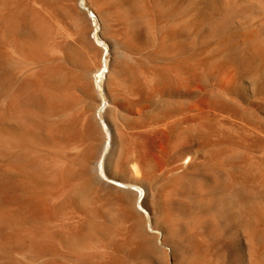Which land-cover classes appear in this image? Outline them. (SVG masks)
Masks as SVG:
<instances>
[{
  "label": "rangeland",
  "instance_id": "1",
  "mask_svg": "<svg viewBox=\"0 0 264 264\" xmlns=\"http://www.w3.org/2000/svg\"><path fill=\"white\" fill-rule=\"evenodd\" d=\"M38 1L47 2L48 6L58 8L62 25L68 26L67 28L74 33V37L80 43L78 52L81 53L68 55L66 59H70L66 61L62 51L73 47L72 42L54 33V28H51L53 33L48 35L45 41L35 43L30 40L27 35L30 32L26 30L28 18L31 15L37 17L43 15L39 4H36ZM70 1L0 0V264H100L113 263L116 259L125 264H148L154 249L147 240H140L138 227H133V223H137L139 219L138 214L136 211L130 212L124 221V212L118 201L123 196L121 186L107 178L118 177L115 176L116 172H119L115 163L120 158L119 150L116 149L118 142H114L117 132L110 121L111 112L115 107V97L113 94L110 96L109 82L111 76L114 79L120 69H126L133 63L128 56V46L133 48L135 46L130 36L136 40L135 37L141 35L139 42L142 46V55H145L141 66L144 69L151 71L159 68V71L172 73L170 69L173 66L160 67L164 62L161 59L164 58L165 49L154 55L151 53V43L150 45L147 43L149 48L144 42L145 39L148 42L156 40V45L159 46L158 33L161 29L163 31L165 25L158 23L160 21L158 12L162 14L163 10L160 4L159 6L156 4L155 7L151 0ZM171 1L179 8L182 6L166 22L168 25H174L175 39L177 41L178 38V42L180 40L182 42H179L184 50L181 58H189L197 67L198 73L205 76L204 82L197 80L198 82L191 83L186 71L188 67L185 65L178 79L180 87L191 90L195 86L199 89L207 86V83L213 87L211 70L214 71L216 66L220 65L226 67L234 73L235 83L226 88L230 94L234 92L232 96L224 91V97L233 98L240 106L242 104L243 107L250 109L252 117L256 120L258 118L264 125V0ZM139 17L142 20H139ZM154 19L156 22L152 21ZM106 21L110 25L109 28L105 27ZM140 21L142 23H139ZM101 22H105L103 27ZM154 27L156 29H153ZM23 31L25 33H22ZM109 31L112 33L109 34ZM195 60L199 62H194ZM82 66H85L84 69L99 66L98 72L91 75L94 98L84 94L83 96L79 89L82 82L75 77H78ZM176 70L178 71V68ZM133 76L136 79L134 74ZM151 82L156 86L155 79ZM126 88L127 84L124 85V89ZM194 89L196 88H192ZM215 89L217 86H214L212 91ZM75 97L79 99L78 102L73 99ZM165 99L166 97H151L149 102L163 107L162 101ZM88 109H91L90 113ZM134 133L138 140L147 145V151L156 155L161 154L158 146V143L162 144L160 136L148 131L135 130ZM91 134L94 138L90 137ZM66 137H70V140ZM96 137H99L98 140ZM110 137L113 138L112 142ZM90 138L93 142L89 141ZM112 143L114 145L116 143V146ZM259 150L264 153V147ZM171 151L178 154L176 148H172ZM257 155L260 156V153ZM178 158L182 159V156ZM156 159L160 170L169 169L167 167L169 162L163 155H157ZM86 160L89 164H86ZM257 161L259 171L264 173V159ZM187 164L188 160L178 161L176 165H179L180 169L176 173L181 174L188 170ZM122 173H119L118 179L124 176ZM106 182H109V185ZM181 184H190L189 178L183 179ZM252 192L254 199L252 198L253 201L248 206L250 209L248 212L249 221L254 223L258 211L261 209L264 212V184L261 189L252 188ZM226 195L222 197L223 201L228 204L233 214L239 215L233 205L235 198ZM178 199L175 200L176 204L177 202L179 204ZM258 200H261V203H258ZM156 203L148 196L145 204L148 210L150 209L149 212L141 208V200L137 202V209L144 217L149 213L151 216L158 215L159 204ZM77 205L82 212L76 208ZM72 206L74 208H71ZM181 214L176 213L175 221L178 222L180 229H183L185 215ZM233 214L228 213L229 217L225 216L227 223L222 227L223 237L220 245L226 252V264H248L243 251L246 248L245 238L239 232L241 221L237 222L240 217ZM127 227L133 230L128 243L132 245L134 252L129 255L128 249L122 247L119 251L122 253H118V256L117 253L109 255L112 244L118 241L116 232H123ZM70 243H74L75 246ZM67 246L69 250L63 248ZM88 254L92 255L91 258Z\"/></svg>",
  "mask_w": 264,
  "mask_h": 264
},
{
  "label": "bare ground",
  "instance_id": "2",
  "mask_svg": "<svg viewBox=\"0 0 264 264\" xmlns=\"http://www.w3.org/2000/svg\"><path fill=\"white\" fill-rule=\"evenodd\" d=\"M73 1H77V0H73ZM151 1H153V3L155 4V7L156 4L161 5L163 11L162 14L161 12H158L159 13L158 16H160L158 18V20L160 19L158 23L160 25L162 24L165 26L163 27V31L162 29L160 32L159 30H157L159 32L157 37L158 38L157 42L159 46L156 45L157 44L156 40L155 42H151V41L148 42L145 41L146 40L145 39L144 42H146L145 45L147 43L148 44L151 43V49H152L151 53H153L154 55L159 50L165 49L163 55L164 58L161 59L162 62L163 61L164 62L160 64V67L171 68L173 66V68L170 69L172 73L169 72L167 73L163 70L159 71L158 70L159 68L156 69L157 71L155 69L151 71L144 69L141 66L142 62L144 61L143 57L145 56L142 55V51H141L142 46L140 45L141 43L139 42L141 35H138L139 37H135L136 40L132 39L133 37L130 36L131 38L130 40L131 42H133V44H135V46L134 48L128 46L129 48L128 56H130V58L133 60V63L131 66H128L127 68L125 67L126 69H120L119 72L117 73L114 72V75L116 73L117 77H114V79H112L111 76L110 79L111 82H109L111 84L110 87L111 90L110 88L108 89L110 90V96L113 94V96L115 97L114 99L115 107L111 112L110 121L117 132L115 133V136H117L118 139L115 137L114 142L116 143L118 142L117 143L118 146L116 149L119 150V154H120L119 160L115 163V167L119 172L118 173L116 172L115 176L118 175L119 177L120 172H123L122 176L123 175L124 176L121 179L119 178L120 181H118L119 180L118 177H115L117 178V180L110 176H107V178L113 183L121 186L120 188L122 190L123 196L121 198L119 197L120 200L118 201L120 202L119 206L121 210L124 212L123 219L124 221H126L127 218L129 217L130 212L133 211L137 212L139 219L137 223L135 224L133 223V227L135 226L138 227L140 232L139 234L140 240H147V242L151 243L154 249V253L152 254V257L149 260L148 264H226V256H225L226 252L223 250L224 249L223 247H222L223 249L221 248L220 245L222 244L221 240L223 237L222 227H225L227 223L226 222L227 220H225V216H228L227 215L228 213L233 214V212H231L232 210L229 209V207L227 206L228 204L223 201L222 197L226 194L227 197H230L232 195L233 198H235L233 199L234 208H236V211L238 210L237 213L239 214V215L237 214H233V215H236V217L237 216L240 217V219L238 218L239 220H237V222L239 221L238 223H240L241 221V230L239 232L242 233L243 236L242 235L241 236L245 238L246 248L243 251L245 252V256H246L245 258L247 259V263L264 264V212H262L261 209L258 211L257 216L254 219V223L253 221L252 222L249 221L250 219L248 212L249 209L248 206L253 201L252 198L254 199L252 188L261 189L264 184V173L259 171L258 161H257L264 159V153H262L263 151L259 150L261 147H264V125H262L261 122L258 121L259 120L258 118L256 120L252 117L251 115L252 111L250 109L243 107L242 104L240 106V104L237 103L235 100H233V98L226 99L224 97L223 95L224 91L228 93L230 92L226 88L227 87L230 88L232 84L235 83L234 73L231 70H228L226 67L220 65V66H216L214 71L211 70L210 74L213 77L211 78L214 79L212 85L213 87L217 86V89L213 91H212L213 87L211 86V84L208 85V83L207 86L209 87L206 88L207 86L204 85L205 86L204 89L202 88L204 86H202L201 88L199 87V89H197L198 87L193 86L192 88H196L194 90H192V88L190 90L189 88L182 89L180 87V85L178 84V79L180 73L182 72L181 70L183 69V67L186 66L188 67L186 68L188 70L186 69L185 70L188 71L187 73L188 79L190 80L191 83L193 82V84L197 80L203 81V78L205 77L203 75H200V73H198L197 67H195V65L189 61V58H183V59L181 58L182 57L181 53L183 49L182 46L179 45V42L180 43L182 42L181 40L178 42L179 40L178 38L177 41L175 39L176 36H174L173 33L175 28L173 27L174 25L171 26L168 25V23H166L171 16H174L176 14L175 12H177L179 9L182 8V6L181 8H179L177 4L173 3L171 0L170 1L151 0ZM68 2L71 1L68 0ZM36 4H39L40 8L42 9L43 15L40 14L39 17L35 15H31L30 18H28V22L26 23L27 25L26 30L27 32H30V34H27L28 37L31 38L30 40H32V42L35 43L43 42L45 41L48 35L54 32L58 35L65 37L67 40H70L72 42L73 47H71L66 51H62L63 53L62 55L64 56L65 59L68 55H76L77 53H81L78 52L80 50V43L74 37V33L67 28L68 26L65 27L64 25H62L60 21L61 16L57 10L58 8L56 9L51 5H49L51 6L49 7L47 2L46 3L39 2ZM72 7H74L73 3H72ZM153 14L154 13H152V15ZM107 17L108 16H105V18ZM139 20L142 19L140 18ZM152 21L156 22L155 19ZM107 22L108 21H106L105 27L109 28L110 25ZM104 23H102L101 25L102 27L104 26L103 25ZM139 23L142 22L140 21ZM107 24L109 25L108 27L106 26ZM51 28H54L53 32H51ZM153 29H156V27H154ZM113 31L114 30H112V32ZM112 32L109 31V34H111ZM22 33L25 32L23 31ZM142 44H143V40H142ZM145 49H147L146 46ZM148 58L150 59V57ZM196 61L199 62V60H195L194 62ZM123 63H125L124 60ZM133 65L134 67H132ZM98 67L99 66L97 67L91 66V69H87V68L84 69L85 66L84 67L82 66L81 69L83 68L84 70L83 69L81 70L79 68V71L80 70L81 71L79 74H77L78 77L75 78H79V80L82 82V86H79L82 95L84 94L89 97L90 96L93 98L95 97L92 96V94L93 93L95 94V92H93V88H92L93 84L91 86V75H93L94 73L96 74L98 72ZM177 68L178 71L176 70ZM133 74L136 76V79H134ZM152 79H155L157 81L156 86H154V84L151 82ZM125 84H127L126 89H124ZM236 85L237 84H235V86ZM232 94L229 93V96H232ZM151 97L153 98L166 97V99L162 101L163 107L162 106L158 107L156 104L150 103L151 101L149 102V100ZM73 99H76L75 102L79 101V99L77 100L76 97ZM111 100L113 101V98ZM90 106H92V104ZM88 112L90 113L91 109H88ZM135 130L139 132L141 131L152 132L155 133V135L157 134L158 136L161 137L162 144L158 143L161 154H157V155H163V158L166 159L167 162H169V165L167 164V167H169V169L168 168L167 169L165 168V170L159 169V165L156 159L157 155L147 151L146 149L147 145H145L143 142H141L136 138L135 136L136 134L134 133ZM91 135L90 137H93V135L92 136ZM70 137L72 138L73 141L74 140L73 137L72 136ZM70 137L69 138L66 137V138L70 140ZM98 138L96 137L97 140ZM67 139L65 141H67ZM112 139L113 138H111V142L113 141ZM116 139L117 141H115ZM89 141H91V138L89 139ZM84 142L86 143V141ZM111 142L109 141V143ZM116 143L115 145L112 143V145L116 146ZM79 147L81 148V146ZM172 148H176V150L178 149V154L176 153L173 154V152L171 151ZM240 149H241V153H239ZM259 153L260 156L257 155ZM235 155H239V156H235ZM179 156H182V159L178 158ZM81 158L83 159L84 157L82 156ZM88 160H86L87 162L85 161L86 164L88 163ZM184 160H188L187 168L189 169L184 170V172L181 174L176 173L180 169V166L176 164L178 163V161H184ZM104 167L106 168V165ZM100 169L102 170V164ZM185 178H189L190 184H184V185L181 184V181H183V179ZM105 180L107 179L105 178ZM250 180L252 182H250ZM148 196L151 197V200H154L159 204V210L157 211L158 215L152 214L151 216V214L149 213L147 214L146 217H144L137 209V202L141 200V205H140L141 208L147 211V213L149 212L150 209L148 210L145 204V200L146 198H148ZM258 196L259 199L260 195ZM177 198H179L178 199L179 204L178 202L177 204L175 202ZM258 201H259L258 203H261V200ZM257 205L260 206V204ZM37 207L40 209L38 205ZM78 207L79 206L77 205L76 208L79 209L80 207L79 208ZM261 207L262 205L260 206V208ZM71 208L74 207L72 206ZM39 209L38 211H40ZM178 212L185 215L184 221L182 220L183 229H180V227L178 226V222L175 221V218H177L176 213ZM41 214L42 213H40V215ZM83 224L84 223H82V225ZM238 229H240V227ZM79 230L83 231L82 229ZM130 231L131 228L127 227V230L123 232H116L118 241L117 242L114 241L115 242L114 244L111 243L113 246L110 249L111 254L109 255H112L113 253H117L116 255L118 256L119 255L118 253H122L119 252L122 247L128 249L129 255H131L134 252L132 245L128 243L129 240L128 238L131 237V233H133L132 232L133 230L131 232ZM81 235L84 236L85 234H81ZM66 236L68 235L66 234ZM85 236H87V234ZM98 241H100V239H98ZM70 244L74 245V243H70ZM73 245H69V246L71 247ZM212 247L214 248V251L212 250ZM63 248H68V246ZM239 249L241 248H238V250ZM242 249L244 248L242 247ZM59 254L60 253H58V255ZM63 255L65 254L63 253ZM90 256L92 255L88 254V257ZM240 260L242 261V259ZM67 263L69 262L67 261ZM100 264H125V263H122L120 262V260L116 259L115 261L113 260V263L102 262Z\"/></svg>",
  "mask_w": 264,
  "mask_h": 264
}]
</instances>
